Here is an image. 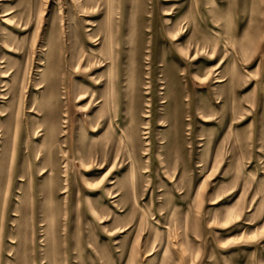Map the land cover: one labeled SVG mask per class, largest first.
<instances>
[{"label": "rangeland", "instance_id": "1", "mask_svg": "<svg viewBox=\"0 0 264 264\" xmlns=\"http://www.w3.org/2000/svg\"><path fill=\"white\" fill-rule=\"evenodd\" d=\"M0 264H264V0H0Z\"/></svg>", "mask_w": 264, "mask_h": 264}, {"label": "bare ground", "instance_id": "2", "mask_svg": "<svg viewBox=\"0 0 264 264\" xmlns=\"http://www.w3.org/2000/svg\"><path fill=\"white\" fill-rule=\"evenodd\" d=\"M8 13L9 12H7V13H5V14H3V17H1V18H5L7 15H8ZM9 16V15H8ZM9 19L8 18H6V19H4L3 21H8ZM12 21V20H11ZM10 23V22H9ZM110 60V64H109V69L110 70H112V65H113V63H114V59L113 58H110L109 59ZM106 64V63H105ZM103 66H104V64H103ZM88 69V68H87ZM109 78H108V80L106 81V82H104L103 84H102V86H104V84H106L107 86H108V88L110 89V95H109V99L111 100V101H114L115 100V98L114 97H112V95H111V91H112V87H114L115 86V84L117 83L116 82V77H114V78H111L110 77V75L108 76ZM206 78V77H205ZM94 95V93H91L90 94V92H89V90H83L81 93H74V98H75V100L76 101H82V99H85V98H87V97H91V99H90V101L92 100V96ZM124 95H128V93H124ZM99 96V95H98ZM69 97V96H68ZM180 97V94H177V98H179ZM94 102H95V104H97L98 102H100V101H96V100H94ZM77 106V108H78V110H79V112H83V110H84V108L85 107H82V105H76ZM108 172V171H107Z\"/></svg>", "mask_w": 264, "mask_h": 264}]
</instances>
